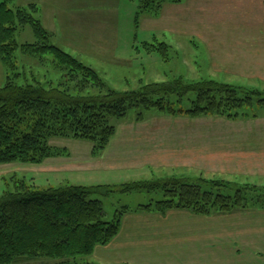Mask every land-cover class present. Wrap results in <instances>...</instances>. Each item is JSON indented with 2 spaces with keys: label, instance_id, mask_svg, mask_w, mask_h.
Wrapping results in <instances>:
<instances>
[{
  "label": "rangeland",
  "instance_id": "1",
  "mask_svg": "<svg viewBox=\"0 0 264 264\" xmlns=\"http://www.w3.org/2000/svg\"><path fill=\"white\" fill-rule=\"evenodd\" d=\"M85 1L94 5L100 0H94V3L90 0H10L7 8L22 10L27 15L26 19H32V26L21 27L15 22L13 26L16 30L9 27L15 33L12 36L13 47L7 43L6 51L10 57L9 62L16 65L17 72L14 74L10 70L11 66L4 64L6 57L2 56L4 54L0 50V88L14 76V81L19 85L46 86L49 83L57 87L65 82V72L61 71L56 56L45 50L55 47L93 68L106 86L115 92L138 91L150 84H169L179 79L187 84L215 80L235 88L264 91V25L219 26L233 33L231 38L237 39L234 42L238 49H243L244 46L251 49L245 52L231 50L236 55H225L229 50H225L226 53L218 49L211 50L204 43L209 41L193 37L197 35L191 29L197 26L185 25V33L174 32L178 36L167 35V40L160 32L153 39L148 33L143 34L134 42L131 56H121V59L118 58L113 63L112 57L97 56L105 41L100 42V51L95 48L99 44L92 41L101 40L98 39V34L107 31L100 27L103 23L95 27L88 23L92 14L90 10L95 6H85L82 4ZM128 1L135 4L133 8L138 11L139 0ZM2 3L3 0H0V5ZM164 7L165 5L162 9ZM118 10L124 21L129 10L128 2H121ZM96 14L103 18L112 15L102 10L96 11ZM159 15L160 12L149 16L155 19ZM37 23L48 34V40L42 41L35 34L34 24ZM173 27L175 29L177 26ZM210 27L213 26H198L199 31L203 30L204 33H208ZM141 30V27L135 26L134 19V31ZM112 31H116V27ZM242 36L248 37L244 39ZM205 37L211 38L212 35ZM160 43L166 45L163 53L157 52ZM151 44L155 45L150 46ZM119 46L123 49L124 43ZM246 52L250 55H240ZM190 99H196V95L187 94L182 99L167 97L166 100L172 103L176 114H169L156 107L149 110L131 108L125 117L113 118L111 122L115 125L116 132L104 149H95L92 142L80 139L54 138L49 144L58 154L46 158L42 163L0 165V196L23 187L27 190H46L73 185L92 187L119 186L141 181L209 180L232 184L234 190L239 187L250 189L245 193L249 208L264 206V177L246 179L247 176L239 173L248 171L251 174L258 171L244 166L261 165L264 159V109L255 107L252 113L244 109L250 116H239L236 119L218 116L191 118L185 114L190 106ZM113 159H119L118 163L123 165L128 163L142 166L147 162L151 166L129 173L101 170L102 163L110 161L108 164L112 165L115 163ZM198 175L199 178H195ZM165 194L163 190H144L130 194L115 192L108 197L95 196L94 199L98 198L103 202L106 221H113L115 216L127 211L125 215L142 212L137 211L140 206L155 205L157 201L165 199ZM93 255L94 253L77 261L79 264H101L94 261ZM259 261H264V258ZM55 263L42 258L17 264ZM249 263V258L243 262L238 259L237 262ZM225 264L234 262L226 260Z\"/></svg>",
  "mask_w": 264,
  "mask_h": 264
},
{
  "label": "trees",
  "instance_id": "2",
  "mask_svg": "<svg viewBox=\"0 0 264 264\" xmlns=\"http://www.w3.org/2000/svg\"><path fill=\"white\" fill-rule=\"evenodd\" d=\"M9 2L3 0L0 5V50L6 57L4 64L16 74V65L9 62L7 43L13 47L15 22L21 27L32 26V19H26L19 8H7ZM168 2L180 0H139L135 26L139 28L143 16L158 14ZM34 28L42 41L48 40L39 23ZM165 46L160 43L157 52ZM45 50L56 56L66 81L57 87L49 83L19 85L14 76L0 88V165L42 163L56 154L49 144L54 138L80 139L92 142L95 149H104L116 132L111 120L125 117L131 108L156 107L176 114L172 103L166 100L168 96L182 99L195 94L196 99L189 100L185 111L191 118L236 119L249 117L256 108L264 109V91L235 88L215 80L187 84L179 79L169 84H150L138 91L115 92L93 68L75 57L55 47ZM169 181L7 191L0 196V264L42 258L55 264H79L77 259L88 258L97 247L109 244L119 234L121 220L128 211L106 221L103 202L95 196L163 190L165 199L137 210L162 215L171 210H188L207 217L249 208L245 193L250 189L245 187L234 190L232 184L209 180Z\"/></svg>",
  "mask_w": 264,
  "mask_h": 264
},
{
  "label": "crops",
  "instance_id": "3",
  "mask_svg": "<svg viewBox=\"0 0 264 264\" xmlns=\"http://www.w3.org/2000/svg\"><path fill=\"white\" fill-rule=\"evenodd\" d=\"M123 1L129 4L124 21H122L120 10H118L119 4ZM82 4L88 7L95 6L90 10L92 14L88 23L94 27L103 23L100 24V27L107 31L101 35L98 34L100 37L98 39L101 40L92 41L99 44L95 45L97 51L102 49L100 42L105 41L103 49L97 56L112 57L114 58L113 63L116 59H121V56H125V58L131 56L133 46H135L134 42L138 41L143 34L148 33L153 39L157 37L156 34H159L157 32H160L167 40V35L178 36L174 32L185 33V25L197 26L191 29L197 35V37H193L200 41H209L204 43L211 50L218 49L222 52L229 50V53L225 55H236L231 53V50L245 52L251 49L246 46L243 49H238L237 43L234 42L237 39L231 38L233 33L229 29H221L219 26L264 25V0H180L178 3L169 2L155 19L149 15L143 16L141 20L143 24L141 23L142 26L141 24L139 26L142 30L139 32L134 31L137 9L133 8L135 4L128 0H100L94 5L85 1ZM98 10L112 15L103 18L96 14ZM202 25L213 27L208 29L210 30L208 33H204L198 28ZM173 26L177 27L174 29ZM114 27H116V31H112ZM210 35H212L211 38L205 37ZM242 37L245 39L248 36ZM121 43H124L123 49H120ZM124 50L126 51L123 53ZM247 53H240V55L244 56ZM109 62L112 61L109 60ZM250 147L254 148L255 146ZM113 160L115 163L112 165L108 164L110 161L102 163L101 170H121L129 173L144 166H151L147 162L142 166L128 163L123 165L118 163L119 159ZM244 167L252 170L258 169L251 174L248 171L239 172L247 176L246 179L264 177V159L261 165H245ZM195 178H199V175ZM247 258L250 260L249 264H264V261H259L264 258L263 206L207 217L195 215L188 210H171L165 215L132 212L124 216L120 232L115 239L106 246L96 248L93 255L94 261L101 264H225L226 260L237 264L238 259L243 262Z\"/></svg>",
  "mask_w": 264,
  "mask_h": 264
}]
</instances>
